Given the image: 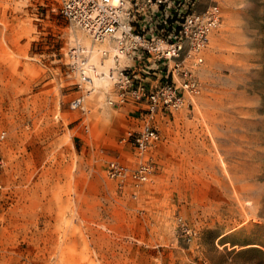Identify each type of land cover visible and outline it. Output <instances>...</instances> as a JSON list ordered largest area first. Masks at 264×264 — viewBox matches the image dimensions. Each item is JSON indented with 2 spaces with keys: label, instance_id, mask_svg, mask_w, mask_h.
<instances>
[{
  "label": "rangeland",
  "instance_id": "obj_1",
  "mask_svg": "<svg viewBox=\"0 0 264 264\" xmlns=\"http://www.w3.org/2000/svg\"><path fill=\"white\" fill-rule=\"evenodd\" d=\"M218 1L201 93L133 197L106 174L130 109L104 78L70 108L89 36L62 0H0V264H264V0Z\"/></svg>",
  "mask_w": 264,
  "mask_h": 264
},
{
  "label": "built area",
  "instance_id": "obj_2",
  "mask_svg": "<svg viewBox=\"0 0 264 264\" xmlns=\"http://www.w3.org/2000/svg\"><path fill=\"white\" fill-rule=\"evenodd\" d=\"M60 14L81 29L91 46L70 50L78 72L70 108L85 112L94 76L108 80L107 104L129 108L136 124L124 131L106 174L133 197L156 170L153 151L162 126L175 112L193 106L202 90L201 68L213 33L222 22L218 0H62ZM97 50L102 65L91 62ZM110 60L104 68L105 61ZM85 129L88 131L87 125ZM5 133L1 134L3 137ZM133 157L126 158L125 149ZM3 160L0 161V174ZM187 234L191 229L184 227Z\"/></svg>",
  "mask_w": 264,
  "mask_h": 264
},
{
  "label": "bare ground",
  "instance_id": "obj_3",
  "mask_svg": "<svg viewBox=\"0 0 264 264\" xmlns=\"http://www.w3.org/2000/svg\"><path fill=\"white\" fill-rule=\"evenodd\" d=\"M225 23V22H224ZM229 25V24H228ZM227 28V27H226ZM229 29H230V26H229ZM78 36V35H77ZM85 41H87V43H89V41H88V39L86 38V39H84ZM79 41V40H78ZM90 45V44H89ZM89 45H87V46H89ZM96 55L97 54H95V53H93V55H92V57H91V62L92 63H94V64H99L100 66L102 65V60H101V58H100V62L98 63V62H96V61H94V59L96 58ZM109 61V60H108ZM109 66V65H108ZM201 73H202V71H201ZM102 78L101 77H99V76H94V81H93V88H94V86L96 87L98 84H99V80H101Z\"/></svg>",
  "mask_w": 264,
  "mask_h": 264
}]
</instances>
